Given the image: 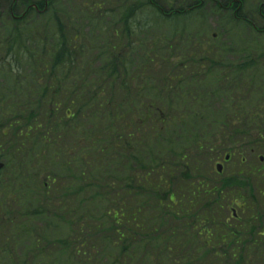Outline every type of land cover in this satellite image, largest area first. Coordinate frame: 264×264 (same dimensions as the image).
<instances>
[{
  "label": "trees",
  "instance_id": "1",
  "mask_svg": "<svg viewBox=\"0 0 264 264\" xmlns=\"http://www.w3.org/2000/svg\"><path fill=\"white\" fill-rule=\"evenodd\" d=\"M76 1L0 15V264H264V189L196 158L264 148V45L186 28L234 0Z\"/></svg>",
  "mask_w": 264,
  "mask_h": 264
},
{
  "label": "rangeland",
  "instance_id": "2",
  "mask_svg": "<svg viewBox=\"0 0 264 264\" xmlns=\"http://www.w3.org/2000/svg\"><path fill=\"white\" fill-rule=\"evenodd\" d=\"M36 0H31V2H34ZM263 0H248L246 4V15H251L252 13H255V11L258 9V4L261 3ZM59 6H53V8H60L63 10V14H65L67 20L72 21L74 24L79 25V27L83 28L84 26L80 23L82 21V12L84 8V4H80L76 0H60ZM6 4L3 5V3L0 4V11L4 12L6 9ZM204 15L200 18H193L191 19L186 25L188 29L191 31H201L205 32V34L212 39L213 35H216V39L218 42V45L223 44H229V47L237 46L239 50L238 54V60L242 61L245 57L248 56L249 52H244L245 49L256 46V49L260 50L263 46L264 42H260L257 45L254 43V39L252 38V32L251 28L244 27V25L240 23L231 22V16L229 14H214L210 11L209 5H206L205 7ZM260 19H258V25L264 27L263 22H259ZM85 25V24H84ZM181 25V24H180ZM86 26V25H85ZM259 27V26H258ZM91 29V26L89 23H87V27L85 28V31L88 32ZM167 30L166 27H161L160 32L164 33ZM233 52V51H232ZM231 52V53H232ZM237 54L229 55V60L236 57ZM252 56V52H251ZM263 103V102H261ZM228 142L222 141V139L219 140L218 144L216 145V148L214 151L210 152L209 154L202 155L197 158V162L200 163L201 167L204 170V173L212 178H216L219 180H222L223 178L230 177L234 178L239 173L241 174L240 179L243 182H247L248 185L253 190V194H255V189L259 190L262 188V184L264 182V179L259 178L257 181L249 180V177L247 176L251 170L250 169H257L261 165L260 157L264 158V148L259 149L257 148L254 152V155H251L248 153V149H245L244 151L232 153L228 152L226 154L224 153L227 149L234 147V144H231L230 146H225ZM236 146H246V148L249 147L248 144H245V141H239ZM232 154L233 159L229 161L227 164H225V172L222 176H217L216 172V165L218 163H223V160L225 158V155ZM243 161V164L241 163V160ZM264 167V166H263ZM244 170L245 172H239L240 170ZM251 177V176H250ZM255 188V189H254Z\"/></svg>",
  "mask_w": 264,
  "mask_h": 264
},
{
  "label": "flooded vegetation",
  "instance_id": "3",
  "mask_svg": "<svg viewBox=\"0 0 264 264\" xmlns=\"http://www.w3.org/2000/svg\"><path fill=\"white\" fill-rule=\"evenodd\" d=\"M3 3V5L6 4V9H10L13 12H19L21 11L22 13H27L28 11L34 10V11H44L45 9H48L49 11V5H50V0H36L34 2H31V0H0V4ZM48 5V7H46ZM243 6L242 1H240L238 11L241 10ZM16 16H21L15 14ZM259 22L264 23V4L260 6L259 9ZM239 21L244 22L243 19H239ZM253 28H264L260 25H258V20L250 22ZM259 26V27H258ZM261 30V29H260Z\"/></svg>",
  "mask_w": 264,
  "mask_h": 264
},
{
  "label": "water",
  "instance_id": "4",
  "mask_svg": "<svg viewBox=\"0 0 264 264\" xmlns=\"http://www.w3.org/2000/svg\"><path fill=\"white\" fill-rule=\"evenodd\" d=\"M227 159H229V157H227ZM4 165L2 163H0V172L3 169ZM218 170L221 172L222 171V166H218Z\"/></svg>",
  "mask_w": 264,
  "mask_h": 264
}]
</instances>
